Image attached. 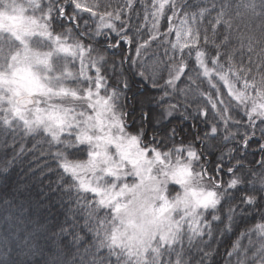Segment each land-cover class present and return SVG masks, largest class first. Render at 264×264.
<instances>
[{
    "label": "snow or ice",
    "instance_id": "snow-or-ice-1",
    "mask_svg": "<svg viewBox=\"0 0 264 264\" xmlns=\"http://www.w3.org/2000/svg\"><path fill=\"white\" fill-rule=\"evenodd\" d=\"M0 264H264V0H0Z\"/></svg>",
    "mask_w": 264,
    "mask_h": 264
},
{
    "label": "trees",
    "instance_id": "trees-1",
    "mask_svg": "<svg viewBox=\"0 0 264 264\" xmlns=\"http://www.w3.org/2000/svg\"><path fill=\"white\" fill-rule=\"evenodd\" d=\"M14 179H23V177L19 176L18 174L14 176Z\"/></svg>",
    "mask_w": 264,
    "mask_h": 264
}]
</instances>
